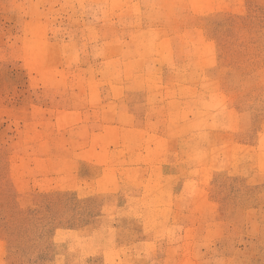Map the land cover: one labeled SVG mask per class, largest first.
Here are the masks:
<instances>
[{
    "label": "rangeland",
    "instance_id": "obj_1",
    "mask_svg": "<svg viewBox=\"0 0 264 264\" xmlns=\"http://www.w3.org/2000/svg\"><path fill=\"white\" fill-rule=\"evenodd\" d=\"M0 264H264V0H0Z\"/></svg>",
    "mask_w": 264,
    "mask_h": 264
},
{
    "label": "bare ground",
    "instance_id": "obj_2",
    "mask_svg": "<svg viewBox=\"0 0 264 264\" xmlns=\"http://www.w3.org/2000/svg\"><path fill=\"white\" fill-rule=\"evenodd\" d=\"M46 55V54H45Z\"/></svg>",
    "mask_w": 264,
    "mask_h": 264
}]
</instances>
